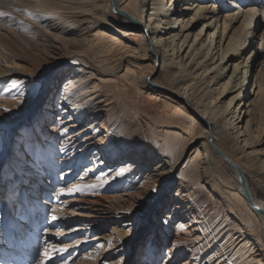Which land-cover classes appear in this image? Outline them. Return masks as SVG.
<instances>
[{"label":"bare ground","instance_id":"obj_1","mask_svg":"<svg viewBox=\"0 0 264 264\" xmlns=\"http://www.w3.org/2000/svg\"><path fill=\"white\" fill-rule=\"evenodd\" d=\"M175 1L176 3L173 4ZM185 1L186 3L182 4ZM208 3L209 0H174L173 2L171 0L170 4L166 0H0V10H3L0 12L8 13L7 16H0V24L13 42H19L20 46L29 47V49L42 51L38 36L47 39L46 34H48L50 35L48 41H52V36L54 39H59L60 35H52L51 29L60 30L62 34H65V30L61 29L59 24L76 20L83 26V33L69 40L73 44H84L87 47L88 61L94 56L98 62H105L113 53L123 54V57L133 55L138 60L150 58L154 61V66L150 73L143 74L145 81L138 84L140 81L132 73V69H137L139 66L132 65L128 60L120 82H125L123 84L126 85H137L138 92L141 85L142 88L160 87L163 90L159 92L161 96L176 102L180 110V114L171 116L169 122L151 124L150 128L148 127L150 133L144 137L145 139L134 142L142 146L141 151L146 147L151 163H156L155 167L150 163L153 167L151 172L148 169L150 164L145 163L139 154L131 155L127 152L128 140L119 133L122 129L120 123L113 122L105 125L108 133L103 135L105 137L97 139L93 134L94 131H90L94 130L95 124L85 127L82 119L76 118L82 110L86 111L79 117L86 116L89 112L94 115L99 112L109 113L107 105L102 100L94 102L95 99L106 95L102 87L107 85L121 94L126 86L119 84V81L115 80L110 73L102 72L104 75L98 79V84L103 85L100 84V87L93 85L88 93L89 88L84 81V76H80V80L76 77L78 75H73L76 78L69 79L67 82L70 86L67 84L63 88L66 91L60 101L61 104L55 106L52 97L46 106L40 109L35 105V98H29L32 91L20 92L25 85L20 84L15 88L7 87L0 93V96L10 97L8 103L4 102L5 105L10 106L20 117H26L27 113L34 112L30 115L32 118L28 119L23 127L24 140L17 144L22 148L16 149L15 156L10 158L9 163L15 171L13 172L18 175V181H23L22 186L27 183L25 176L29 173L27 168L36 163L40 154H47L44 160L51 172V178L46 186H51L56 173L55 160L53 156L51 159V152L56 154L59 149H63V152L67 151L66 155H68L64 154L60 159L62 167H69L70 170L76 171L83 163L88 162V166L81 175V178L85 179L83 181L103 184L104 187L113 191L127 190L131 183L136 182L137 177H144L145 170L150 171L145 178H154L152 181H142L140 186L135 184L137 188L146 187L148 190L155 188L162 191L166 186L171 185L176 177L179 182L178 192L184 188L183 196L189 197V200L191 198L192 201L195 200V205L205 206L209 212L207 214L221 217L219 213L223 210L228 211L238 220L235 224L225 223L228 219L223 216L224 220L221 218L217 226L207 231L206 241L201 244L203 247L207 246L203 264H264V214L256 210L260 208L264 212V65L261 62L260 73L256 74L253 84V93L246 95L244 90L247 87L251 71L250 63L253 61L255 50L249 56L241 52V47L248 41L249 32L246 30L249 28L251 30L255 26L259 15L262 19L264 18V0H214V3L219 4L218 11L222 10L227 15L223 29L220 30L217 9L214 8V4L208 5ZM246 3L252 8L246 9ZM114 6L126 13L125 22L117 24ZM177 16H179L178 21H176ZM232 21L239 22L238 27H231ZM262 21L264 22V19ZM199 24L202 26L194 33L193 29ZM112 32L119 37L113 36ZM203 33L207 34L206 38L202 36ZM131 35H136L137 39H131L133 38L130 37ZM261 36L263 40L264 34ZM226 39L228 42L223 46ZM13 42L8 44L12 46ZM48 46L60 49L59 45L53 42H50ZM159 60L162 62V71L166 68L164 75L166 80L151 78ZM231 66L233 69L229 73L228 68ZM105 67H107L106 63ZM3 74L6 75V73ZM18 93H23L20 95L21 98H18ZM169 93L175 95L172 96ZM229 94L233 95L227 99L226 96ZM108 99L107 97L104 101ZM19 100L24 101L21 106L16 105V101ZM243 101L247 102L244 111L240 107ZM55 112H59L56 123H50L45 130L41 129L40 122L42 120L51 122ZM19 116L0 118V162L7 156L9 147H13L16 142L12 138L13 126ZM178 117L181 121L179 123L176 120ZM106 118L107 115L105 120ZM35 120L39 121L35 122ZM61 137L63 138L62 147L57 144V140ZM188 143H195L198 146L176 176V166L182 160L185 154L183 148ZM90 152L93 157L89 159ZM23 157L25 158L23 163L27 168H23L21 163ZM120 160L124 161L119 168L111 171L110 165ZM216 169L219 171L222 169L223 172ZM228 170L234 173L235 177L232 180L225 175ZM214 174L219 180L212 177ZM241 174L247 182L251 201L247 198L240 182ZM165 175L167 179L161 186L160 177ZM65 176L62 174V177ZM15 177L11 175L8 181L5 178L0 179V197L6 193V190L9 191L8 194L6 193L1 209V224L6 222L5 217H8L9 226L7 222L5 225H0L4 231L2 238L6 237L4 241H0V251H10L15 259L25 263L29 260L30 253L31 258H35V254H32L35 251L32 243L37 233L33 234V232L43 226L41 218L45 215L46 206L50 203L34 197L31 195L33 193L26 188L25 191H21L18 200L17 216H15L16 212L11 215V210L9 212L7 206L15 202L14 194L11 193V187L13 188L17 182ZM251 179L255 183L254 187ZM200 181L205 182L202 185L205 192L202 193L197 190ZM178 192H176L177 195H179ZM75 200L69 199L65 203L71 206ZM168 201H163L166 204L164 207L169 204ZM181 202L174 204L171 213L174 214L173 219L185 221L187 212L180 211L183 209ZM63 205L64 209L66 205ZM57 211L60 210H56V207L51 210L53 213L50 214V223L47 222L44 228L46 238L53 234L47 229V225L61 220ZM75 215L78 214L74 213ZM53 216L56 219H53ZM166 216L171 217L165 214L163 218ZM27 219L29 224L26 226V231H22L23 225L25 227L24 221ZM89 222L85 219L84 225L92 226ZM183 227L186 228V224L177 223L178 230ZM15 229L21 230L20 233L24 234L26 242L21 241L19 236L21 242L15 245L17 241L10 234ZM69 233L70 230L62 229V235L59 237L70 236ZM153 236V239L148 242L150 256L158 245H155V242L159 240L160 243L162 242L156 233ZM16 238L18 239V236ZM92 240H103V237L97 235ZM11 244L16 249L8 248ZM101 244L98 242L97 246ZM65 246L69 249L73 247V244L42 243L41 255L44 258L42 257L38 264L56 263L64 253L53 250ZM25 247L29 249L26 250ZM168 253L170 255L171 251Z\"/></svg>","mask_w":264,"mask_h":264},{"label":"rangeland","instance_id":"obj_2","mask_svg":"<svg viewBox=\"0 0 264 264\" xmlns=\"http://www.w3.org/2000/svg\"><path fill=\"white\" fill-rule=\"evenodd\" d=\"M170 1L171 0H166V2L169 4ZM173 1L174 0H172V2ZM175 3L176 1L173 4ZM184 3H186V1L182 4ZM208 5H213L214 8L217 9L218 20L219 24L221 25L219 30L223 29V24L227 20V15H225L222 10L218 11L219 4L214 3V0H209ZM245 8L248 9L252 7L246 3ZM115 14V17L117 18V24L125 22L124 15L117 13ZM35 17L37 18L38 16ZM178 17L179 16H177L176 21L179 20ZM263 19L262 16L259 15L255 26H253L251 30H249V28V31L246 30V32H249L247 39L248 41L246 45L241 47V52L244 53L243 55L247 54L246 56H249L255 50L254 56L252 58L253 61L250 63L251 71L249 72L247 87L244 90L246 95L248 93H253V84L256 79V74L260 73L261 64L263 63L264 65V39H261V35L264 34ZM237 25H239V22H231V27H238ZM59 26L61 29L65 30V34H62L60 30L51 29L50 31L52 32V35H60L59 39H54L52 36L51 38L54 40L52 39V41H48V38H50V35L48 34H46L48 37L47 39L39 37L38 35H34L35 37L38 36L39 42L42 44V51H38L31 48L29 49V47L20 46L18 44L19 42H13V39L7 35L5 28L0 24V73H2L0 74V93L7 87H11L10 82L13 79L22 81V85H25V87H22L20 92H23L24 90L31 91L29 86H31L34 80L39 78L41 81L45 82L46 87L39 95L30 93L29 98H35V105H37V107L40 109L45 107L47 102L50 101L52 97L54 98L53 104L55 106L61 104L60 101L64 91H66V89L63 88L67 86L69 79H75L77 77L81 80L80 76H84V81H86L85 83L87 88H89L87 89L88 93L90 92V88H92L93 85H98V87H100V84L103 85L102 83L98 84V79H101V77L104 75L102 72L110 73L112 77L119 81V84L121 85L125 83L120 81H122L121 75L126 69V61L128 60L131 61L132 65L139 66L137 69H132V73L135 74L137 76V80L140 81L138 84H141L142 81H145L143 76L147 73H150L153 69L154 61L148 57L138 60V58L134 57L133 55H125L126 57H123L124 55L119 53H113L106 59L105 62H98L94 56L90 57L91 59L88 61L89 54L87 47H85L84 44H73L69 40L73 36L83 33V26L76 20L75 22H62L59 24ZM201 26V24L196 26L195 29H193L194 33L200 29ZM180 28L181 27H179V29ZM111 34L113 36L119 37L115 32H112ZM202 36L206 38L207 34L204 35L203 33ZM130 37H133L131 38L133 40L137 39L136 35H131ZM191 37L194 38L192 35ZM8 42H13V45H9ZM50 42L58 44L60 49H54L53 46H48ZM227 42L228 41L226 39L223 46H225ZM105 63L107 64V67H105ZM54 68L59 70L61 73V78H52L51 71ZM232 69V66L228 68L229 73H231ZM165 71L166 68H163L162 71V62L159 60L156 70L153 72L151 78L163 79L165 77ZM3 73H6V75ZM91 73L93 74L90 76ZM73 75L78 76L74 77ZM164 79L166 80V78ZM68 85L70 86V84ZM141 86L138 92L139 87L137 85L135 86L128 84L125 86L124 91H122L120 94L116 92L114 88L104 85L102 89H104V93H106V95L95 99L94 102L102 100L103 103L107 105L106 107L109 113L107 114L105 112V114L104 112H99L98 114L94 115L89 112V114L86 116L79 117L80 114H83L84 111H86L82 110L80 113L78 112L79 115H77L76 118L79 120L82 119L83 123H85V127L95 124L93 126L94 130L91 129L90 131L95 132H93V134L97 137V139L108 133L106 130L107 128L104 126L114 122V124H121L122 129H120L119 133L122 135V137H124L125 140L133 142H136L137 140L142 141L145 139L144 137L150 133L149 128L151 124H158L167 121L169 122V118L171 116H178L177 114H180V110L176 102L161 96L159 92L163 91L162 88H157L156 86L154 88H142ZM170 95L174 96L175 94L171 93ZM232 95L233 94H229L226 96V98L228 99ZM107 97L109 99L104 101V99H107ZM18 98H21V96L19 95ZM8 99H10V97L0 96V118L19 116V114L14 112L10 106L5 105L4 102L6 101L8 103ZM166 100L169 104L166 102ZM23 102V100L16 101V105L21 106V103ZM246 106L247 102L243 101V104L240 107L244 111ZM5 108L10 109L11 111L4 112L3 109ZM33 114L34 112H30L26 114V117L19 116L17 118V122L13 126L14 134L12 137L16 142H14L13 147H9L7 156L0 162V179L5 178V180L8 181L11 175L13 178L16 176L15 181L17 182H15L13 185V188L11 187V193L14 194L15 202L13 205H15V207L12 208L13 205L7 206L9 212L11 210V215H14L16 212L15 216H17L18 200L21 191H25L26 188L28 191L33 193L31 195L38 198L39 200H46L50 203V205L46 206L47 211L41 218V221H43V226L37 229L36 232H33V234L37 233L38 237H34L35 241L32 243L33 247L35 248V251L32 254H35V258L32 259L30 253L29 260L25 263H22L20 259H15L10 251L2 250L0 251V264H38L39 260H41L42 257L44 258V256L41 255V244L48 242L53 243V245L55 243L57 244V242L63 245L73 244V247L69 248L68 252H64L63 256L54 264H64L65 260L68 261V264H169V261H171V264H203L205 260L204 256L207 252L205 251L207 246L203 247L201 244L206 241L205 236L208 233L207 231L213 226H217V224H219L222 219L224 220V217L228 219V221L226 220L225 223L229 222V224H235L238 221L236 217L230 214L228 211H220L219 214L221 217L217 214H215L217 215L216 217L213 214H207L209 212H207L205 206L195 205V200L192 201V198L189 200V197L183 196L185 192L184 188L178 192L179 182L176 177L171 185L166 186L162 191L159 190V196H157V193L152 192L151 188L148 190L144 186V188H137L134 186L135 184L140 186L142 181L147 182L153 180L154 177L145 178V176L153 169V167H151L154 164L153 162L151 163L152 165H149L148 169L150 171L145 170L143 178L135 176L137 177L136 182L131 183V186L127 187V190L125 191H113L112 189L103 186L101 188H97V190H94L91 193L61 195V188H69L74 183H85L83 181L85 179L81 178V175L83 174L84 169L88 166V162L83 163L81 168L77 169L76 171L70 170L69 167H62L60 165V159H62L64 154H67V151L63 152V149H59L56 154L51 152V159L54 158V166L56 168L53 184L51 186H46L51 178V172L48 170L44 160V157H46L47 154H40L36 163L32 166L29 165V168L25 167L26 165L23 163L25 158L23 157L21 163H23V168H27V172L29 173L25 175L27 178V183L22 186L23 181H18V175L14 173L15 171L11 168V164L9 162L10 158L15 156L16 149L22 148L20 145L17 146V144L21 140H24L23 132L25 130H23V127L25 123H27L28 119L32 118L30 115ZM106 115L107 118L105 120ZM58 116L59 112H55L53 114L54 119L51 120V122L42 120L40 122L41 129L45 130L50 123L55 124ZM176 120L178 123L181 122L179 117ZM37 121L39 120H35V122ZM240 124L242 125V123ZM102 127L104 128L102 129ZM49 129H51V126H49ZM61 143H63L62 137L57 140L58 146H61ZM197 146L198 144L195 143H188L186 146H184L185 149L183 148V152L185 154L182 160L176 166V176L187 163ZM23 147H25V145H23ZM92 157V152H90L89 159ZM123 161L124 160H120V162L115 163L113 162L109 169L111 171H116ZM153 166L155 167L156 163ZM40 169H43V171H40ZM216 171H219V169H216ZM219 172L222 173V169ZM62 174L66 176L62 177ZM214 175H212V177H216L217 180H219L218 176L216 174ZM225 175L231 180L233 177H235L231 170H228ZM204 183V181L199 182L197 190L200 193L205 192V188L202 187ZM251 184L253 187L255 186V183L252 179ZM8 187L10 186L8 185ZM8 192L9 191L6 190L7 194ZM176 192H178L179 195H177ZM6 193L0 197V219L2 216V203L5 202V197L7 195ZM195 197L198 198L199 195H195ZM69 199H76L75 202L71 204V206L66 205L67 202L65 203V201H68ZM183 199L185 202H181ZM163 201H168L169 204L164 207L166 204ZM180 202L183 206V209L180 211L187 212V219L185 221H180L178 218L173 219L174 214L171 213L173 211L174 204L177 205ZM63 204L66 205L64 209ZM5 205L8 204L5 203ZM54 207H56V210L61 211V215L60 211H57L59 218L61 217V220L54 224L47 225V229H49V231H51L53 234L47 236L46 238V236H44V228L46 227L45 225L47 222L50 223V214L53 213L51 210ZM134 209H139V211H136L135 214H132V210ZM74 213H77L78 215L74 216ZM164 213L169 214L171 217L166 216L163 218V215H165ZM15 216L12 217L15 218ZM85 219L89 220V223H91L92 226H85ZM5 220L7 222V226H9L8 217H5ZM1 221L2 219L0 220V225L6 224V222L1 224ZM28 221V219L24 221L25 227L23 225L24 229L22 228V231H26V226L29 224ZM177 221L186 224V228L183 227L181 229L182 231L178 230ZM195 221L198 222L195 223ZM62 229L70 230V236H63V238H60L59 236L62 235ZM20 231L21 230L19 229H15L10 233L12 234L11 237L17 241L15 245H18L21 241L26 242V240H24V234H21ZM155 233L158 235L159 239L162 240V242L160 243V240L159 242H155V245H158L155 246V251L153 252V255L150 256L148 252V242L153 239V235ZM2 235H4V231L0 226V241H4L6 239V237L2 238ZM97 235L98 237H103V240L93 241L92 239H95ZM17 236L18 239L16 238ZM98 242L102 243L99 247L97 246ZM9 247L13 250L16 249V247L12 244L9 245L8 248ZM18 249L19 248H17V250ZM25 249L27 250L29 248L25 247ZM168 251H171L170 255ZM165 252L168 254L164 255ZM69 257H71V259H68Z\"/></svg>","mask_w":264,"mask_h":264},{"label":"snow or ice","instance_id":"obj_3","mask_svg":"<svg viewBox=\"0 0 264 264\" xmlns=\"http://www.w3.org/2000/svg\"><path fill=\"white\" fill-rule=\"evenodd\" d=\"M7 15H8V13H6V12H0V16H7ZM51 76H52L53 79H59V78H61V73L59 72L58 69L54 68L51 71ZM22 83H23L22 81L13 79L10 82V86L12 88H15L16 86H18V85H20ZM45 87H46L45 82L41 81L39 78H37L31 84L32 94L39 95L44 90ZM18 94L19 95H23V93H18ZM3 111L4 112H9L11 110L5 108V109H3ZM141 148H142L141 145H138V144H136L134 142H131V141L126 142V150H127V152L129 154H131V155L139 154L142 157V159L144 160L145 163L150 164L151 163V157H150V155L148 153L147 148L144 147L142 151H141ZM123 150L124 149H122V151ZM120 175H123V173H120ZM165 179H167L166 175L160 177L161 186H163V183H164ZM106 182L107 181H105V183ZM103 186H104L103 184H98V183H74L69 188H61L60 189V193H61V195H71V194H77V193H80V194L91 193L94 190H96L97 188H101ZM152 192L157 193V196L160 195V191L158 189L154 188V189H152ZM136 211H139V209L132 210V214H135ZM53 219H56V217L53 216ZM53 251L54 252H60V253L68 252V247L65 246V247H62V248H59V249H54ZM167 254H168L167 252L164 253V255H167ZM45 255H47V253H45ZM64 264H68V261L65 260ZM169 264H171V261H169Z\"/></svg>","mask_w":264,"mask_h":264},{"label":"water","instance_id":"obj_4","mask_svg":"<svg viewBox=\"0 0 264 264\" xmlns=\"http://www.w3.org/2000/svg\"><path fill=\"white\" fill-rule=\"evenodd\" d=\"M114 12L117 13V14H121V15L126 16V13L123 12V11H121V10H120L119 8H117L116 6H114ZM157 88H159V87H157ZM240 182H241V184H242V187H243V189H244V192H245L247 198L251 201V199H252V198H251V193L249 192V188H248V186H247V182H246V180H245L243 174H241V176H240ZM256 210H257L258 212L264 214V212H263L260 208H256Z\"/></svg>","mask_w":264,"mask_h":264}]
</instances>
